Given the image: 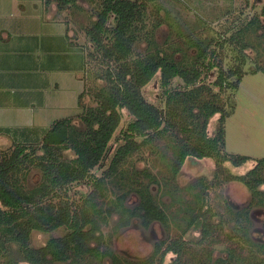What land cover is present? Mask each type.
<instances>
[{"label":"trees","instance_id":"1","mask_svg":"<svg viewBox=\"0 0 264 264\" xmlns=\"http://www.w3.org/2000/svg\"><path fill=\"white\" fill-rule=\"evenodd\" d=\"M62 2L63 6H67L75 0ZM46 3L49 1L46 0ZM143 5V0L102 1L97 20L87 29L86 34L102 53V58L115 64L117 68H108L105 77H101L107 80L109 87L97 93L98 106L91 108L83 117L86 127L83 132L78 131L70 119H63L56 121L43 134L38 148L43 154L37 156V165L42 171L39 185L28 193H23L17 184L20 181L18 176L21 166L34 160L36 148L28 146L27 150V146L21 145L8 157H0V264H102L107 257L113 264H155L156 261L157 264H164L169 253L176 255L172 264H180L188 245L182 236L158 241L153 254L146 261L133 262L113 253L109 247L111 241L107 243L101 232L102 225L108 224L114 214L118 215L117 226L120 228L128 227L134 219H138L145 229L159 223L169 231L172 217L168 209L171 205L156 199L152 184L157 183L160 190L162 187L148 172L144 173L149 182L142 181L138 174H134L132 188L119 195L105 210L103 205L100 210L95 208L94 205H98L95 193L79 209H72L69 202L62 200L58 203H44V200L65 186L86 181L91 171L106 158L109 145L120 128L125 143L115 152L104 177L116 174L122 176L119 169L132 155L154 143L164 131L182 129L188 132V139H183L184 142L174 155L169 184H163L169 188L162 191L164 197L171 189L174 192L185 189L178 185L177 179L188 158L195 161L213 159L218 173L224 174V180L242 183L251 193L250 205L245 209L246 215L250 214L253 207H264V190L261 189L264 186V158L255 160L247 155H232L225 151L226 119L235 107L227 110L220 102V96L211 87L199 85L208 73L217 69L215 87L220 92L228 89L238 91L246 72L239 66L233 71L224 70L222 63L218 61L213 40L204 42L200 38H190L187 48H177L176 51L182 54L179 61L168 57L163 51L133 59V46L137 40L135 24L141 20ZM259 24L260 21L254 17L244 28L219 41L217 46L223 50L226 45L237 43L242 51L247 50L250 44L245 34L251 27ZM189 49H195L196 52L192 54L191 61L187 62ZM260 71L264 73L263 67L257 66L251 73ZM158 73L161 74V87L164 88L166 97L165 110L149 103L142 93V89ZM177 77L182 79L186 90L168 92L171 82ZM233 77L236 80L229 82ZM204 95L209 96V99H203ZM82 97L83 92L80 99ZM123 110L131 117L125 127L121 126ZM217 114L220 115L218 132L209 136L210 120ZM8 132L0 130V134ZM60 149H72L77 157L66 159L61 155ZM250 161H255V165L245 174H227L224 168L226 162L240 168ZM103 181V178L97 181L96 191L101 189ZM194 185L204 190V184ZM132 191L138 196V203L129 208L125 206L124 199ZM228 210L232 212L229 207ZM234 216V229L240 234V239L251 247V255L237 257L235 252L228 249L226 259L212 261L209 256L197 264H264V259L254 255L262 249L264 254V243L253 242L246 235L247 227L243 225V216L239 213ZM221 227V223L213 221L211 210H204L200 206L190 214L184 233L199 231L202 243ZM61 228L67 230L63 236L52 237L41 247L32 246L33 232L50 233ZM235 237L230 236V240H235ZM166 244L168 246L164 249Z\"/></svg>","mask_w":264,"mask_h":264},{"label":"rangeland","instance_id":"2","mask_svg":"<svg viewBox=\"0 0 264 264\" xmlns=\"http://www.w3.org/2000/svg\"><path fill=\"white\" fill-rule=\"evenodd\" d=\"M38 1H41L45 7L44 16L47 15L45 17H53V20H60L65 23V25L57 23L55 26H60L59 28L48 23L52 26L50 31L61 33L60 28L67 27L68 36L74 40V44L80 53L79 56H75V61L77 63L78 60H81L82 63L83 60V67L80 71L83 84L80 81L79 86H77L79 90H74L75 100L72 102L71 99L70 102H67L64 109L46 113L47 122L44 133L56 121L63 119H70L73 126L78 131L83 132L86 128L83 117L91 108L98 106L97 93L107 90L109 87L107 80L101 77H105L108 68H117L115 64L102 58V53L90 42L86 34L87 29L96 22L97 14L102 9L103 0H75L74 3H69L67 6H63V0H48V4L46 0ZM143 1L141 20L135 24L137 25V40L133 46L132 58H144L150 54L162 53L163 51L168 57L179 61L182 54L176 50L179 47L187 48V42L190 38H200L204 42L213 40L218 61L222 63L224 70L233 71L239 66L241 70L246 72L238 91L228 89L225 92H220L215 87L217 69L208 73L199 82V85L211 87L213 92L220 96V102L227 110L232 106L235 107L233 113L226 119L225 151L232 155H247L255 160L264 158V73L262 71L251 73L257 66L264 69V0ZM18 5L16 0H0L2 25L19 20L21 8ZM26 6H28V12H31L30 14H35L36 11L40 12V9L30 3L26 2ZM61 7L64 8L61 9ZM254 17L260 21V24L251 27L245 34L246 40L250 44L247 50L242 51L240 44L237 43L228 44L223 50L219 49L217 46L219 41L229 38L244 28ZM45 20L44 18V23ZM112 21L113 18L110 24ZM2 43L0 40V44ZM195 52V49L187 51L189 54L187 62L191 61V56ZM64 59L65 63H69L66 56ZM235 80L236 77H233L229 79V82ZM72 87L74 84L69 83V88ZM184 90H186L184 82L177 77L171 82L168 92L174 93ZM76 91L80 93L83 91L79 105L77 102L79 94ZM142 93L149 103L165 110L166 97L164 88L161 87L160 73L142 89ZM202 98L209 99V96L204 95ZM219 118L220 115L217 114L210 120L209 136H214L218 132ZM130 120L131 117L127 111L123 110L121 126L125 127ZM120 131L121 128L115 133L106 158L91 171V175L86 181L65 186L44 200V203H58L62 200L69 202L72 209H79L83 202L92 193H95L98 204L94 205L95 208L100 210L101 205H103L105 210L107 205L116 201L119 195L127 193L132 188L134 174H138L142 181L149 182L144 173L148 172L156 178L162 187L160 190L156 185L157 183L152 184V191L156 199L171 205L168 212L172 217V223L169 231H166L159 223H154L150 228L145 229L138 219H134L128 227L120 228L117 226L118 215L114 214L109 219L108 224L102 225L101 232L106 237L107 243L111 241L110 249L120 258L133 262H144L153 254L155 244L158 241L181 236L188 245L180 264L201 263L209 256L212 261L219 258L226 259L229 255L228 249L235 252V256L243 257L250 254L251 247L243 242V239H240L241 237L238 236L240 234L236 233V229H234V215L238 213L243 216V225L247 227L246 235L255 243H264V207H253L250 214L246 215L245 209L250 205L251 193L242 183L224 180V174L218 173L213 159L195 161L188 158L177 179L178 185L185 189L180 191L177 189L176 192L171 189V192L165 197L162 195L163 190L169 189L163 184H169L168 179L171 174L174 155L179 146L188 139V132L185 130H166L154 143L132 155L119 169V172L123 173V178L119 174L104 177L115 152L119 146L125 143ZM13 133L16 137H9L8 134L6 140L3 138L0 141V157H8L17 146L21 145L27 146V150L28 146L37 149L34 160L22 165V170L18 176L20 181L17 184L23 193H28L36 188L42 179L41 168L37 165L39 160L37 156L43 154L38 149L43 134L38 135V140H30L31 144H29L28 141L22 142V134L15 133V131ZM60 151L66 159L72 160L77 157L72 149H60ZM254 165L255 161H250L244 166L236 168L230 162H226L224 168L227 170V174L240 175L248 172ZM102 178L105 181H103L101 189L96 191L97 181ZM199 182L204 184V190L194 185L200 184ZM261 189L264 190V186ZM198 201L199 205H197ZM137 203L138 196L133 191L129 192L124 199L125 206L131 208ZM200 206L204 210L209 208L213 221L222 224L218 232L207 240L208 242L202 243L199 231L190 230L184 233L190 214L194 210L197 211ZM228 207L232 212L228 210ZM66 232L65 228L50 233L35 231L31 236L32 246L41 247L50 238L63 236ZM230 236L237 237L231 241ZM167 246L168 244L165 245L164 249ZM262 250L254 253L259 259H264ZM175 257L176 255L169 253L164 264H172ZM4 260L2 259V261ZM102 264L113 263L107 257Z\"/></svg>","mask_w":264,"mask_h":264},{"label":"crops","instance_id":"3","mask_svg":"<svg viewBox=\"0 0 264 264\" xmlns=\"http://www.w3.org/2000/svg\"><path fill=\"white\" fill-rule=\"evenodd\" d=\"M16 2L21 8L19 20L7 25L0 21V130L9 131L0 134V141L8 134L16 137L13 131L22 134L21 140L39 139L46 129V113L64 109L71 99L73 102L74 90H79L80 81L83 84V60L75 61L80 53L67 27L60 28L61 33L50 31L51 25L59 28L57 23H65L45 17L41 1ZM26 2L40 12L30 14ZM69 83L74 87L69 88ZM77 92L79 105L83 91Z\"/></svg>","mask_w":264,"mask_h":264}]
</instances>
